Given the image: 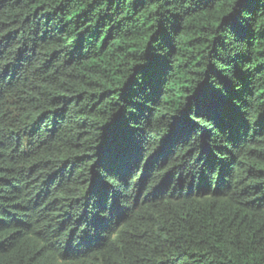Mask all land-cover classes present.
Here are the masks:
<instances>
[{
  "label": "trees",
  "instance_id": "16d2710c",
  "mask_svg": "<svg viewBox=\"0 0 264 264\" xmlns=\"http://www.w3.org/2000/svg\"><path fill=\"white\" fill-rule=\"evenodd\" d=\"M0 264H264V0H0Z\"/></svg>",
  "mask_w": 264,
  "mask_h": 264
}]
</instances>
